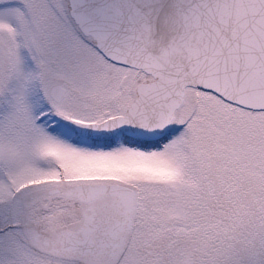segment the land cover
<instances>
[{
    "label": "snow or ice",
    "instance_id": "snow-or-ice-1",
    "mask_svg": "<svg viewBox=\"0 0 264 264\" xmlns=\"http://www.w3.org/2000/svg\"><path fill=\"white\" fill-rule=\"evenodd\" d=\"M0 264H264V0H0Z\"/></svg>",
    "mask_w": 264,
    "mask_h": 264
}]
</instances>
